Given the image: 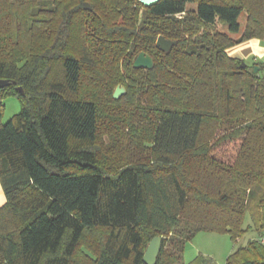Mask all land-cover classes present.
<instances>
[{
	"label": "trees",
	"instance_id": "1",
	"mask_svg": "<svg viewBox=\"0 0 264 264\" xmlns=\"http://www.w3.org/2000/svg\"><path fill=\"white\" fill-rule=\"evenodd\" d=\"M251 38L264 0H0V96L21 103L6 122L0 103V264H145L156 235L154 264H214L183 262L196 231L236 242L248 212L264 234V75L227 52ZM101 122L128 152L112 172ZM263 237L225 264H264Z\"/></svg>",
	"mask_w": 264,
	"mask_h": 264
},
{
	"label": "rangeland",
	"instance_id": "2",
	"mask_svg": "<svg viewBox=\"0 0 264 264\" xmlns=\"http://www.w3.org/2000/svg\"><path fill=\"white\" fill-rule=\"evenodd\" d=\"M193 8L194 5L192 4L187 5L186 14L191 12ZM186 14L183 13L177 16L182 17ZM238 20L241 23V25L244 24L245 13H241ZM224 28L225 27L221 25L218 27V29L221 30H224ZM242 58L248 64L253 63V54H246ZM261 60H264V56L262 57L258 56L259 63ZM260 73L261 74L264 73V70L263 69L260 70ZM141 98H142L141 100L145 102L144 96ZM98 102L101 103V100L98 99ZM0 103L2 104V117H1L2 122H6L14 114L18 113L21 109L20 100L14 95L0 96ZM119 103L123 105H127V101L125 100V98H122V100ZM100 124L102 127H100L99 129L97 142H96L97 157H98V161L102 164V166L105 169L112 172L117 168L118 165L128 161L127 160L128 152L121 147L120 148L117 147L116 142L118 141L117 140L118 137L116 138L115 134L110 132L109 129H107L106 126L103 125V122H101ZM125 139L126 137H123L122 142ZM243 226L245 227L246 232L238 240H236V242L233 241L230 234L227 232H214L204 229L196 231L195 234L185 243L183 257H182L183 262L190 263L195 259L198 260L201 259V260H209L214 264H225L226 258L229 255V253L233 251L239 244H244L251 238L264 236V234H258L256 230L253 228L252 220L248 212L245 213ZM249 226L250 228H248ZM99 233L98 235L97 233L91 235H89V233H86L85 242H91V244L93 245L94 241L98 239ZM81 250H82L80 251L81 253L84 252L85 254L90 255V251L87 250L84 246H82Z\"/></svg>",
	"mask_w": 264,
	"mask_h": 264
},
{
	"label": "water",
	"instance_id": "3",
	"mask_svg": "<svg viewBox=\"0 0 264 264\" xmlns=\"http://www.w3.org/2000/svg\"><path fill=\"white\" fill-rule=\"evenodd\" d=\"M144 6H149L151 4L156 3L158 0H139ZM83 7L85 9H91V6L88 2H83ZM176 44V40H171L169 38L164 37L163 35H158L155 40V45L162 51H168L173 45ZM153 65V58L146 54L144 51H141L137 54L135 59L133 60L134 68H144L150 69ZM241 65L244 66L245 63L241 62ZM259 66H254V70L257 71ZM9 84V81L6 79H0V88ZM21 90V88H19ZM22 91V90H21ZM125 92V88L123 86H116L113 91V97L119 98ZM161 247V236L156 235L151 238L149 241L144 254L143 261L145 264H154L156 262L157 256L159 254Z\"/></svg>",
	"mask_w": 264,
	"mask_h": 264
},
{
	"label": "crops",
	"instance_id": "4",
	"mask_svg": "<svg viewBox=\"0 0 264 264\" xmlns=\"http://www.w3.org/2000/svg\"><path fill=\"white\" fill-rule=\"evenodd\" d=\"M263 41L264 40H260L257 38L247 39V40H244L230 47L229 49H227V52L230 55L236 56L238 58H242L246 54H253V63L258 62V56L260 57L264 56V42ZM258 66H259L258 69H260V66H261L262 69L264 70V60H261L260 65ZM262 75H264V73H262ZM4 202H5V195H4V192L0 184V206Z\"/></svg>",
	"mask_w": 264,
	"mask_h": 264
},
{
	"label": "built area",
	"instance_id": "5",
	"mask_svg": "<svg viewBox=\"0 0 264 264\" xmlns=\"http://www.w3.org/2000/svg\"><path fill=\"white\" fill-rule=\"evenodd\" d=\"M261 242H264V237L261 239Z\"/></svg>",
	"mask_w": 264,
	"mask_h": 264
}]
</instances>
